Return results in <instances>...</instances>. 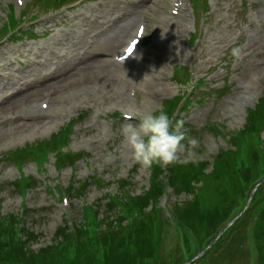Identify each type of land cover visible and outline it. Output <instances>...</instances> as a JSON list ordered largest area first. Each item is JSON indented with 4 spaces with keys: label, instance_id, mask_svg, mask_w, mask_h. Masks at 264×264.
<instances>
[{
    "label": "rangeland",
    "instance_id": "obj_1",
    "mask_svg": "<svg viewBox=\"0 0 264 264\" xmlns=\"http://www.w3.org/2000/svg\"><path fill=\"white\" fill-rule=\"evenodd\" d=\"M131 1L134 0H81L77 5L52 13L44 9L57 6L61 0H23V6H18L20 3L18 0H0V75L7 76L4 70V65L7 64L6 67L10 71L31 78L37 71L32 64L39 62L38 60H42L43 63L48 61V64L42 68V72H49L58 60L55 51H60L59 55L62 54L64 60L72 55V50L80 57L85 39L77 47H72L71 43L67 44L69 43L68 31L78 33L83 31L84 26L93 25L86 30V35L91 34L96 23H101L106 15L107 18L111 15L115 16L113 14L118 12L114 9L127 7ZM157 1L156 9L154 12L150 11L151 14L147 18L144 45L130 61L121 66L123 69H133L135 72L134 79L129 80L124 86L123 93L127 98L125 105L115 102L114 93L100 94L96 100L90 102L84 99L86 94L80 97L85 93L84 91H78L73 101L65 96L67 102L63 104L55 101L63 95H55L49 109L50 113L53 112V117L42 126H39L41 123L34 122L33 126L25 130L16 128L21 124L22 117L12 119L9 109L4 110L6 121L0 125V216L7 217L12 213L21 215L23 212L22 217H19L20 226L25 233L36 237L33 242L26 245L27 255L30 249L39 251L42 247L54 244L58 228L64 226L69 215L76 227L80 226L83 229L85 214L91 213L86 210L88 206H92L93 212H98L100 214L98 218H101L102 215L108 214L107 198L109 196L123 198L139 196L149 188L154 165L151 168H144L136 162L122 133V128L128 123H138L137 119H121L122 112H126L133 106L131 83H134L137 73L145 75L144 69L147 68L149 69L147 73L157 75L155 70L160 69L163 71L164 79L161 80L163 85L159 87L161 91L158 98L154 96L150 98L145 93L147 90L141 86L137 91L138 106L133 107L136 113L157 112L163 108L166 99L175 95L182 94L187 98V105L178 116L184 121L181 130L185 132L186 151L179 154L177 162L187 157L189 162L198 160L213 164L219 150L228 149L227 141H232L230 136L243 129L248 109L253 108L264 96V84L256 86L255 79L259 70L258 66L253 64L256 60H264V0H208V3L204 0V7L202 6L201 10L198 7L195 8L189 0H184L187 9L186 19L182 20V24L186 32L181 33V37L177 38L176 45L172 44L173 52L167 51L166 45L159 46L161 42L157 29L161 30V33H168L172 39L176 40L175 33H179L180 29L170 27L174 31L166 33L169 28L167 24L168 21L176 23L180 14H177V10L172 7L174 0ZM143 7L140 8V13ZM10 10L15 13L18 21L21 20V29L31 28V33L28 31L26 35L23 34L19 38L3 37L6 30L2 26L8 22ZM139 17L138 15L135 18L129 30L137 26ZM216 37L218 40L215 42ZM193 38H195L194 42ZM95 41L93 50L102 51L106 48L104 53L109 54L104 58L112 60L111 56L118 48L110 52L105 47L107 44L102 37H98ZM168 47L170 48V45ZM233 47L239 48V59L230 55ZM35 48L39 54L34 53ZM73 62L70 61V67L69 65L65 67L67 69L62 75H67L71 68L77 66ZM177 67L182 72H189L188 84L177 83V80H182V78L179 79V73L175 71ZM21 78L9 80L8 86L0 90V96H2L0 99L17 90L20 84L23 85L24 80L22 81ZM39 78L36 79L39 80ZM155 78L159 79L158 76ZM199 79L203 81V84L197 86ZM100 81L87 84L92 89L98 84L107 83L101 78ZM222 89L226 91L220 95ZM41 92L31 93L34 101L31 107L27 106L28 112L32 115L41 108L40 102L35 99ZM74 92L76 91L72 93ZM18 114L21 115V112L19 111ZM64 128L69 131L68 145L67 143L63 145V147L67 145L64 151L82 152L85 156L73 165L68 164L60 170L55 161L56 157L52 153L41 168L31 159H26L19 167L5 157L10 151L15 152L16 149L28 144L34 145L49 139L53 133L62 131ZM262 136L264 139V132ZM192 138L197 140V144L187 145V140ZM189 147L191 148L190 156L187 152ZM261 149L264 152V143ZM249 151L252 156L244 161L243 158ZM253 154H255L254 145L243 148L241 155L238 152L236 157L231 159L230 163L237 170L233 176L226 175L221 178L222 174L214 170L208 176L204 175L206 179L208 178L205 187L201 183L194 182L190 190L181 189L175 192L168 190L160 203L158 202V207L168 208L170 205L172 207L175 205V209L178 208V210L189 208L196 200L197 192L200 191L212 210L229 212L233 207L238 206L242 208L238 213L245 211L242 216L244 221L233 229L234 235L238 231L239 236L243 237L241 243L235 237L232 240V234L229 232L220 244H216V248L213 247L212 252L207 255L205 253V257L196 259L198 260L196 264H255V256L253 258V251L249 249L250 241L244 239V233H248L251 215L259 212L261 208L258 204L251 205L250 201L246 200L245 203L241 201L245 193L246 179L251 182L256 178V172H253L260 157L256 155L253 158ZM237 162L240 164L244 162L243 166L238 168ZM210 169L211 165L207 170ZM21 173L33 177V182L36 180L35 185L24 191L20 190L18 180ZM238 177L239 181L232 190ZM158 181L161 182V180ZM84 182L88 185L83 189L81 186ZM262 182L264 183V180ZM123 183L129 187L128 190L121 188ZM56 184L58 189L55 188ZM75 187L77 190L71 192ZM255 189V194L256 192L264 193V184L260 187L256 185ZM61 193L69 196H66L68 204L61 197ZM116 213L119 215L117 211ZM189 213L196 214L195 207L190 208ZM169 215L167 210L162 211V220L165 223L159 261L161 264H183L186 259L181 261L175 251L180 244L178 238L181 229L179 231V225L173 222ZM104 225L106 227H103ZM102 229H109L108 224H102ZM196 249L197 246L193 251L202 253V249L200 251Z\"/></svg>",
    "mask_w": 264,
    "mask_h": 264
},
{
    "label": "trees",
    "instance_id": "obj_2",
    "mask_svg": "<svg viewBox=\"0 0 264 264\" xmlns=\"http://www.w3.org/2000/svg\"><path fill=\"white\" fill-rule=\"evenodd\" d=\"M179 99H174L167 103L165 111L170 117L175 111ZM262 129H264V99L255 109L250 110L245 128L233 134L231 138L239 150V155L243 153V148H249L254 145L255 154H253V158L256 155L260 157V161L257 162V166H255L253 172H256V178L251 182L246 179L245 193L241 198V201L244 203L252 182L264 177V158L261 149L263 141L258 135ZM68 134L69 132L64 131L54 136L50 141L18 152L17 156L13 154V160L19 163V158L23 159L27 155H30L34 160L42 164L47 159V153L50 149H60L66 144ZM237 153L221 151L215 158L212 172L214 170L218 171L219 174H222L221 178H224L226 175L229 177L233 176L237 170L230 161L236 157ZM246 155L243 158L244 161L249 160V157L252 156L250 151ZM77 157L75 154L64 155L59 153V158L62 162L67 159L73 161ZM243 163L237 162L236 165L240 168L243 166ZM205 167V163L170 164L168 166L170 183L177 191L181 189L190 190L194 181L202 182V185L205 187L208 181L206 176L212 173L206 174L203 170ZM153 172L152 187L145 194L137 197L127 196L123 198L121 196H109L107 198L108 211L119 212L117 219L118 226L116 228L111 227L107 231H102V223L97 213L93 212L90 208L91 213H87L86 215V228H79L75 233L69 234L66 232V228L62 227L58 231V237H61V241L57 245L49 246L38 252L29 251L28 255L26 254V244L21 239L22 235H26L20 226L21 219L13 214L7 218L0 216V264H161L159 261V251L162 247V235L165 223L162 220V209L157 206V199L164 192V186L158 181L161 166L155 165ZM238 181L239 177L233 184L232 190L236 187ZM31 182L30 179L24 178V182L19 183L21 184L20 189L26 190L31 185ZM199 194L200 191L197 192L196 200L192 202L189 208H181L180 210L177 208L174 214L175 218L172 219L173 222L179 225V231L181 229L178 238L180 244H178L175 250L178 256H180L181 261L185 259L187 261L198 253L193 251L195 246H197L196 250L200 251L206 244L208 245L216 233L237 216L238 212L242 209L236 206L229 212L212 210L210 204H207L205 196ZM263 197L264 193L260 192H256L253 196L251 205L258 204L261 209L259 212H254L251 215V218L257 217L256 223L253 228L248 225V233H244V239H249V249L257 257L258 264H264ZM150 200H154V204L146 213L145 209ZM192 207H195L196 214L189 213V209ZM243 221V217H240L234 222L233 227L227 229L213 247L216 248V244H220L228 236L229 232L232 234V240L235 237L241 243L243 237L239 236L238 231L235 232V236L233 229L236 225H241ZM28 237L27 235L26 238ZM212 251L213 248L207 254ZM193 252L195 253L193 254Z\"/></svg>",
    "mask_w": 264,
    "mask_h": 264
},
{
    "label": "bare ground",
    "instance_id": "obj_3",
    "mask_svg": "<svg viewBox=\"0 0 264 264\" xmlns=\"http://www.w3.org/2000/svg\"><path fill=\"white\" fill-rule=\"evenodd\" d=\"M156 2L158 1L156 0ZM151 3L153 4V6L149 7V4ZM128 5L129 6L127 7H118L114 9L118 12V15H122V19H119L116 23L111 21L112 17L107 18L106 15L103 18V21H101V23L99 22L96 23L97 25H95L96 27L94 30H98L99 32L96 39L98 37H102L107 44V46L105 47H107L110 52L115 51L117 48H119L120 45H122L123 41H125L129 34V29L135 21V18L138 15L140 16V8L144 6L143 8L147 7L148 9H152V12H154V10L156 9L155 7H157L153 0H137L134 4ZM179 8L183 9V5ZM175 22L176 23L168 21L167 25L169 26V28H167L168 30L166 31V33H171L174 31L173 28L170 29V27L179 28L180 34L175 33L176 37L174 36L176 40L172 39L168 35V33H161V30L157 29L158 37L161 42L159 43V46L166 45L167 51L172 50V44L176 45L177 40L181 37V33L183 34L186 32V29L181 21L176 20ZM92 26L93 25L84 26L85 28L83 29V31H80L78 33L68 31L67 35L69 36L67 38L69 39L67 41L69 43L67 44L71 43L72 47H77V45L81 43L82 40L84 41V39L88 37V35H86V30L87 28H91ZM214 40L216 42L218 40V37L214 38ZM168 45H170V48L168 47ZM210 45L214 46V44ZM104 51H106V48L102 51L91 50L88 56L79 57L77 56V54L74 53V50H72V55H70V57L65 60L59 57L58 51H55V53L58 55V60H56V62L54 63L55 66L51 69V71L43 73L42 68L48 64V61H46V63H43L42 60H38L39 62H34L32 64L37 69V71L34 72L33 77L31 78H26L25 76H22V74H16L15 72L10 71L6 67L7 64L6 66L4 65V70L6 71L7 76L5 77V74L0 75V90L2 91L4 88H6V85L8 86L9 80L17 77H22L21 80H24V86L20 84L21 86L17 90L13 91V93H11L10 95H7L2 98L3 101L0 102V125L6 121L4 119L6 117V112H4V110L7 108L9 109V115H13V117L17 119L22 117L21 124L17 125L16 128H21L22 130H25L27 128H30V126H33L34 122L41 123V125L39 126H42L53 117V112L50 113L49 109L50 102L55 99L53 98L55 95H63L59 96L55 100L56 102L59 101L63 104L67 102L66 98H70L73 101L76 98L78 91H84L85 93L82 94L80 97H83V95L86 94V97L84 99L89 100L90 102L96 100V98L100 94L114 93L113 97L115 99V102H120L122 105H125L127 102V98L126 95L123 93V90L125 89L124 86L129 82V80L131 81L132 79H134L133 76L135 75V72L133 71V69L121 68L123 62H119L117 60H109L107 59V57L104 58V56L109 54L104 53ZM44 57L48 58V56ZM71 60L74 61L73 63H76L77 66L75 68H71L67 75H62V73H64V70L67 69L65 67H67L68 65L70 67V64L72 63H70ZM253 64H256L259 70L256 75V86H259V84H264V60H256V62ZM144 70L146 71V74L143 75L142 81L136 79L134 83L140 85V87H144L147 90L145 93L150 98H152V96L158 98L160 96L161 91L159 87L163 85V82L161 81L162 79H164L163 71H161L160 69H156L155 73L158 74L152 75L147 73L149 69L145 68ZM156 76H158L159 79H156ZM38 77H40L39 80L36 79ZM100 78L102 79V81H105L107 83L105 85L98 84L92 89L88 86L87 83L89 82H92L91 84L96 81L101 82ZM73 91L76 92L72 93ZM33 92H41L39 95L36 96L35 99L42 98L41 95L48 99V108L46 109V111H43L42 109H37V112L34 115L28 112V106L31 107L34 101V96L31 95V93ZM1 97L2 96H0V98ZM44 102L46 101L44 100ZM131 108L128 109V114H131ZM19 111L21 112V115L18 114Z\"/></svg>",
    "mask_w": 264,
    "mask_h": 264
},
{
    "label": "clouds",
    "instance_id": "obj_4",
    "mask_svg": "<svg viewBox=\"0 0 264 264\" xmlns=\"http://www.w3.org/2000/svg\"><path fill=\"white\" fill-rule=\"evenodd\" d=\"M239 48L233 47L230 55L239 59ZM131 118L138 120V123H128L122 128L123 137L132 150V156L144 168H151L153 165H168L178 161L179 154L186 151L184 143L186 137L182 131L184 121L177 118L173 122L169 114L164 110L157 112H146L143 114L134 113ZM197 140H187V145L195 146ZM188 156L191 155V148L187 149ZM188 163V158L180 161Z\"/></svg>",
    "mask_w": 264,
    "mask_h": 264
},
{
    "label": "snow or ice",
    "instance_id": "obj_5",
    "mask_svg": "<svg viewBox=\"0 0 264 264\" xmlns=\"http://www.w3.org/2000/svg\"><path fill=\"white\" fill-rule=\"evenodd\" d=\"M127 51L131 52L132 51V48H128Z\"/></svg>",
    "mask_w": 264,
    "mask_h": 264
}]
</instances>
